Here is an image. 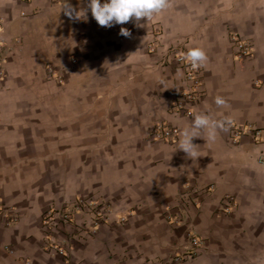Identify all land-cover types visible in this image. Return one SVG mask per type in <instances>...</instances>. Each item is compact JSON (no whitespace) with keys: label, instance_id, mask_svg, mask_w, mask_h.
I'll return each instance as SVG.
<instances>
[{"label":"crops","instance_id":"obj_1","mask_svg":"<svg viewBox=\"0 0 264 264\" xmlns=\"http://www.w3.org/2000/svg\"><path fill=\"white\" fill-rule=\"evenodd\" d=\"M64 2L0 0V198L20 212L16 222L0 219V264H180L192 234L203 250L182 264H264V143L235 141L229 125L214 141L194 138L201 157L191 160L180 141L147 137L159 122L181 134L196 114L264 128V0H170L142 27L133 19L110 28L90 9L86 21L70 20ZM68 2L79 10L88 0ZM231 30L253 44V56L235 57ZM154 41L161 44L151 53ZM182 42L207 55L205 93L190 117L169 110L186 87L182 68L161 64L166 48ZM48 64L68 68L63 86L48 78ZM188 185L210 188L200 205L186 199ZM227 196L237 203L229 214L221 213ZM77 198L103 200L113 212L72 239L68 259L46 248L43 213ZM168 206L179 221L168 220ZM50 236L68 245L64 232Z\"/></svg>","mask_w":264,"mask_h":264},{"label":"built area","instance_id":"obj_2","mask_svg":"<svg viewBox=\"0 0 264 264\" xmlns=\"http://www.w3.org/2000/svg\"><path fill=\"white\" fill-rule=\"evenodd\" d=\"M31 1V0H24ZM61 1V0H57ZM4 19L0 18V35L3 30ZM160 42H150L149 52H156L160 46ZM230 45L235 50V57L238 59H246L254 54L253 44L245 38H242L238 32L230 31ZM188 48L186 42H182L178 46H168L163 54L161 60L162 65L176 64L182 68L184 73V81L186 87L177 90L175 99L169 106V110L178 116L190 117L194 114V106L201 102L205 93V80L203 68L193 69L191 63L185 58ZM7 61V49L0 47V77H4L6 73L5 63ZM72 64L77 63V58H71ZM48 75L57 77L63 81L65 73L64 70H57L54 66H48ZM233 130V137L238 141L244 135H252L258 143H264V128H258L252 125H242L231 123ZM148 139L151 141H164L169 143H178L181 138L180 130L176 125L159 122L155 123ZM259 160L264 163V152L259 155ZM188 192L185 193L186 199L191 200L196 205H200L201 195L204 192H209L210 188L197 190L190 188L188 185ZM191 192V194H190ZM187 200L180 203V207L186 209ZM237 208V203L233 196H227L224 200L221 213H232ZM179 210L176 206H168L166 209L167 218L169 221H179ZM113 209L110 204L99 199L77 198L72 204H65L62 206H53L48 208L43 213V227L46 230V248L48 250H57L69 259L72 239L84 238L96 232L104 223L108 222ZM19 210L16 207L10 206L2 198H0V219L7 222H16L19 218ZM80 216L83 219H80ZM85 218V219H84ZM88 219V220H87ZM87 220V222H86ZM54 230H60L66 234L68 245H61L51 239V233ZM203 250V239L197 235H191V247L184 254H179L176 260L182 264L188 258L197 256Z\"/></svg>","mask_w":264,"mask_h":264},{"label":"clouds","instance_id":"obj_3","mask_svg":"<svg viewBox=\"0 0 264 264\" xmlns=\"http://www.w3.org/2000/svg\"><path fill=\"white\" fill-rule=\"evenodd\" d=\"M170 5V0H88L87 8L77 10L68 0H65L61 6V11L73 21L87 20V11L90 9L92 17L101 27L110 28L115 24H126L131 20L136 21L137 27H142L139 21L142 18H147V21L152 20L154 14H159L166 10ZM120 35L130 38L131 32L129 29L121 27ZM193 69H198L204 66L207 61V55L203 49L195 47L188 50L185 57ZM215 104L218 107H228L227 101L221 97H215ZM232 121L229 118L223 120H214L205 114H196L190 128L183 129L179 142L178 149L182 150L191 160H197L201 154L196 150V144L193 139L202 137L208 141H214L217 136V131H227ZM206 132V136H201L200 131Z\"/></svg>","mask_w":264,"mask_h":264},{"label":"rangeland","instance_id":"obj_4","mask_svg":"<svg viewBox=\"0 0 264 264\" xmlns=\"http://www.w3.org/2000/svg\"><path fill=\"white\" fill-rule=\"evenodd\" d=\"M75 57V56H74ZM72 58V57H71ZM70 58V59H71ZM79 63V60L77 59V63L76 64H72V62H71V67L72 68H74L77 64ZM48 66H49V64L46 66V72L48 73ZM54 66V68H56L57 70H64L65 69V67H62V66H57V65H53ZM66 72H68V68L66 69V70H64V73L65 74H67ZM48 78H50V79H54L55 81H56V83L58 84V85H60V86H63L64 85V83L66 82V77L64 76V79H63V81H61L59 78H57V77H51V76H49L48 75Z\"/></svg>","mask_w":264,"mask_h":264}]
</instances>
